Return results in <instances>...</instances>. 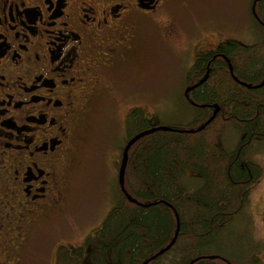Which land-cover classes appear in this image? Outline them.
I'll use <instances>...</instances> for the list:
<instances>
[{
	"label": "flooded vegetation",
	"instance_id": "flooded-vegetation-1",
	"mask_svg": "<svg viewBox=\"0 0 264 264\" xmlns=\"http://www.w3.org/2000/svg\"><path fill=\"white\" fill-rule=\"evenodd\" d=\"M193 16L194 0H0V264H90L85 241L99 236L102 222L90 220L71 244L76 226L67 210L87 118L133 100L145 80L136 70L157 65L167 40L172 47ZM219 43L205 48L202 39L193 52L184 104L193 103L188 70L194 77L198 55ZM177 47L175 65L182 62ZM138 99L121 109L120 145L115 137L107 144L117 149L107 158L112 165L132 146V112L157 117L145 110L144 94Z\"/></svg>",
	"mask_w": 264,
	"mask_h": 264
},
{
	"label": "trees",
	"instance_id": "trees-1",
	"mask_svg": "<svg viewBox=\"0 0 264 264\" xmlns=\"http://www.w3.org/2000/svg\"><path fill=\"white\" fill-rule=\"evenodd\" d=\"M249 13L260 33L256 43L221 42L213 53L198 55L194 77L193 69L188 70L185 86L196 85L208 71L206 80L191 91L190 99L198 106L186 103L192 110L188 122L172 126L174 122L163 124L157 117H139V109L132 112L128 134L134 143L127 151L124 192L117 177L113 206L99 236L85 241L90 264H143L161 250L147 264H189L209 256L219 258L193 264H258L253 252L228 257L218 248L264 176L250 158L255 146L264 144V0L255 4L259 22ZM213 106L219 110L202 131L173 132L196 130L211 117ZM228 127L238 136L231 150L222 145ZM121 160L114 165L117 171ZM185 177L195 185H185ZM175 214L178 234L169 246Z\"/></svg>",
	"mask_w": 264,
	"mask_h": 264
},
{
	"label": "rangeland",
	"instance_id": "rangeland-1",
	"mask_svg": "<svg viewBox=\"0 0 264 264\" xmlns=\"http://www.w3.org/2000/svg\"><path fill=\"white\" fill-rule=\"evenodd\" d=\"M250 2L252 3L251 0H194L193 23L188 20L181 22L177 36L173 39L176 42L171 47L167 40V50H163L158 57L157 65L145 64L142 69L136 70L140 75L139 80H145L139 86L140 90L134 92L135 98L121 103L118 109L109 106L108 112L101 106L88 116L83 151H79L77 155L70 178L68 220L74 221L76 226V237L70 240L71 244L80 242L90 220L101 223L113 206L116 171L107 158L115 155L117 149L107 144L114 141V137V146L121 143V109L130 108L133 104L139 106L142 102L138 97L144 94L145 110L149 114H155L163 124L188 122L192 110L181 100V93L183 76L190 65L193 52L195 55L200 51L202 39L205 48H212L223 40H233L243 45L256 43L260 33L249 13ZM177 44L180 46L176 49L182 54V62L175 65L176 61L171 63L173 56L170 54ZM237 138L234 130L228 127L223 134V147L231 150ZM250 158L264 172V144L255 146ZM184 184L194 186V179L185 177ZM227 228L218 247L224 255L234 257L243 256L246 252L251 255L253 252L258 264H264V176L251 192L242 215ZM88 230L89 228L85 233Z\"/></svg>",
	"mask_w": 264,
	"mask_h": 264
},
{
	"label": "water",
	"instance_id": "water-1",
	"mask_svg": "<svg viewBox=\"0 0 264 264\" xmlns=\"http://www.w3.org/2000/svg\"><path fill=\"white\" fill-rule=\"evenodd\" d=\"M259 0H254V2H253V4H252V8H251V11H252V14H253V16H254V18L258 21V18H257V16H256V14H255V4H256V2H258ZM259 22V21H258ZM230 68V67H229ZM230 72H231V69H230ZM207 73H208V71H207ZM207 73H206V75H205V77L204 78H202L196 85H194V86H192V87H190V88H188L187 90H186V92H185V94H187L188 92H190L191 90H193L195 87H197L198 85H200V84H202L205 80H206V78H207ZM263 83H264V80H263ZM193 104V103H192ZM194 106H198V105H195V104H193ZM213 108V112H212V115H211V117L202 125V126H200L199 128H197L196 130H183V131H177V132H179V133H187V134H194V133H198V132H200V131H202L204 128H205V126H207L213 119H214V117H215V115H216V113L218 112V107L217 106H213L212 107ZM134 143V140H132V144ZM128 148H129V146L128 147H126L125 149H124V153H123V156H122V160H121V165H120V168H119V170H118V184H119V186H120V188H121V190L124 192V189H123V176H124V171H125V165H126V160H127V150H128ZM125 194V193H124ZM134 203H136L135 201H133ZM151 205H153V204H150V205H146V207H149V206H151ZM175 217H176V230H175V233H174V237H173V239L171 240V242H170V244H169V246H171V245H173V243H174V241H175V239H176V236H177V234H178V227H179V221H178V217L176 216V214H175ZM168 246V247H169ZM163 251L164 250H161V251H159L157 254H155L152 258H150L149 260H147V261H145L143 264H147L149 261H151V260H153L155 257H157L158 255H160L161 253H163ZM209 259V260H213V259H217V258H219V257H217V256H209V257H199V258H196V259H194V260H192L189 264H193L194 262H196V261H198V260H200V259Z\"/></svg>",
	"mask_w": 264,
	"mask_h": 264
}]
</instances>
